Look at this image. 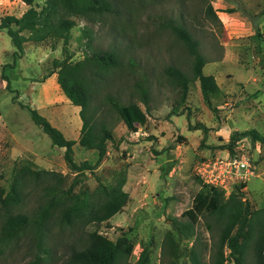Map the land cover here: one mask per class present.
Listing matches in <instances>:
<instances>
[{"label": "rangeland", "instance_id": "1", "mask_svg": "<svg viewBox=\"0 0 264 264\" xmlns=\"http://www.w3.org/2000/svg\"><path fill=\"white\" fill-rule=\"evenodd\" d=\"M111 1V12L75 17L66 47L62 39L54 41L50 37L43 42L26 41L23 54L16 61L11 38L5 28L0 30V186L5 193L9 191L23 165L36 171L66 174L60 187L69 186L75 172L64 162L63 149L51 144L20 104L39 108L51 102L48 110L53 123L67 112L71 115L63 104H58L64 94L57 80L45 82L56 71L53 60L67 54L75 62L97 51L112 50L121 65L108 70L106 83L101 85L104 87L91 92L90 104L97 108L96 118L112 131L114 142L107 141V153L101 163L94 171L80 173V182L73 190H93L99 183L110 185L124 177L123 190L129 200L108 221L89 224L83 230L99 231L111 240L125 233L133 245L129 261L135 262L146 250L148 264H172L173 248L167 242V233L171 232L178 264H191L192 252L210 264L220 233L213 217L199 215L192 227L193 235H184L174 224L187 222L182 212L192 206L199 190H207L197 175L199 162L222 151L220 146L229 140H220L222 136L215 133L217 124L223 119L238 121V112L244 116L252 110L253 117L264 124V0ZM45 3L35 0V7L39 10ZM208 4L213 13L208 12ZM28 7L21 0H0V21L5 15L21 16ZM170 19L186 27L198 41V49L207 61L202 71L211 106L204 99L198 79L187 83L183 95L181 86L166 73L168 67L174 66L187 77L193 75V56L166 25ZM142 88L148 92L146 104ZM14 96L16 100L12 99ZM107 97L120 105L137 103L148 113L147 121L137 124V131L128 130ZM221 105L222 109H218ZM198 124L207 129H195ZM260 126L257 130L263 132L264 127ZM71 135L79 138L77 131ZM238 142L255 165L256 175L264 168V149L255 151L246 142ZM95 157L94 151L75 144L77 163H94ZM57 178L36 180L28 176V195L14 211L33 220L44 203L39 198V188L56 184ZM248 184L249 199L257 209L263 208L264 192L259 180L251 178ZM234 192H239V187ZM28 228V233L5 242L0 234V264H67L70 251L79 243V231H60L54 226L43 242V250L36 245L35 227ZM56 232L60 235L55 236ZM224 250L228 255V249ZM229 262L228 259L225 263ZM244 263L256 264L251 249Z\"/></svg>", "mask_w": 264, "mask_h": 264}, {"label": "trees", "instance_id": "2", "mask_svg": "<svg viewBox=\"0 0 264 264\" xmlns=\"http://www.w3.org/2000/svg\"><path fill=\"white\" fill-rule=\"evenodd\" d=\"M21 1L29 6L21 16L5 15L0 21V30L6 29L15 46L14 61L22 56L23 44L26 41L43 42L50 37L54 41L62 39L66 47L70 39V29L75 25V17L85 18L89 13L100 14L112 11L111 0H45V5L39 10L35 7V0ZM207 10L213 13L210 4ZM261 15L264 19V14ZM166 25L193 56V75L187 77L174 66L168 67L166 73L174 83L181 86L183 95L186 94L187 83L198 79L204 99L211 106L206 94L208 88L206 79L202 71L207 61L198 49V41L182 24L170 19ZM54 41L51 43L53 48L55 47ZM53 64L56 68L57 83L62 92L73 105L80 106L79 117L82 125L78 140L66 138L34 107L20 105L29 111L32 121L50 138L51 144L63 149L64 162L71 171L75 172V176L69 186L63 189L60 184L66 174L45 170L36 171L27 165L20 166L9 191L5 193L3 187L0 186L1 241L5 242L28 233L30 230L28 225H30L35 227L37 247L45 250L43 242L48 239L52 227L55 226L60 231L67 228L73 232H80L79 243L70 251L67 264H148L149 257L146 250L140 253L135 262L129 261L133 245L127 240L125 233L111 240L99 231L85 232L83 230L89 224L108 221L124 208L129 200V194L123 190L124 177L110 185L99 183L93 190L88 188L73 190L74 186L80 182V173H84L85 170L94 171L101 163L107 153V141L114 142L112 131L106 127L103 120L96 118L97 108L90 104V94L92 91L99 90L101 85H105V74L112 67L118 68L121 61L114 51L102 50L75 62H72L66 54L63 59L53 60ZM6 87H9L8 80ZM142 95L144 104H146L148 95L146 89L142 88ZM12 99L16 100V97ZM107 99L116 109L119 118L128 130L137 131L136 124L143 125L146 122L148 113L137 103L120 105L109 97ZM188 125L191 127L190 123ZM194 127L202 131L207 129L203 124ZM244 137H247L253 144L255 142L264 144V132L261 133L251 128L232 132L228 142L222 144L220 148L233 155L237 142ZM76 143L79 147L96 153L94 163L89 160L81 163L75 161L74 145ZM116 144L115 146H118V143ZM28 176H33L36 180L46 176L58 177L56 184H44L39 188V198L44 203L33 220L26 214L14 211L28 195L25 190ZM205 186L207 190H199L193 197L192 206L182 212L181 215L188 218L187 222L181 225L174 224V227H178L181 233L185 232L184 235H193L192 227L198 216L210 215L214 223L220 227L216 251L210 264H226L228 259L230 261L228 264H245V255L250 249L256 264H264V207L255 210L250 208L241 190L245 183L236 186V188L239 187V192L233 191L228 197H224L223 192L218 188ZM56 235L60 234L56 232ZM167 236V242L173 248L172 264H178L171 232H168ZM224 248L228 249V255H225ZM190 261L191 264H209L203 262L195 252L191 253ZM181 264L187 263L184 261Z\"/></svg>", "mask_w": 264, "mask_h": 264}, {"label": "crops", "instance_id": "3", "mask_svg": "<svg viewBox=\"0 0 264 264\" xmlns=\"http://www.w3.org/2000/svg\"><path fill=\"white\" fill-rule=\"evenodd\" d=\"M14 48H15V46H14ZM12 55H13V53H12ZM50 80L52 82L55 81V80H57L56 71L53 72V73H51L49 76H47L45 78V82L46 81H50ZM49 103H51V102H45V103L41 104V106L39 108H35V109L39 113L41 112L40 114H42L43 116H45L50 121V123L53 126H55V127L57 126V128L60 131L62 130L63 132L62 131L61 132L64 134V136L66 135L65 136L66 138H68V139H74V140L77 141L78 138L77 137H74V135H71V133L77 131V133L80 134V128H81V125H82V121H81L80 117H78L79 116L80 106L73 105L65 95H62L61 100L58 101V104H63L62 107H65L67 111H70L71 112V115H73L74 117L71 116L67 112L59 120H57L56 123H53L52 120H51V113L48 110ZM225 104H227V103H225ZM222 107H223V105L219 106L218 109H222ZM251 112L248 113V114H244V116H241V111H240V112L237 113V115L240 116L238 121L229 122V120H224L223 119L221 123H218L217 126H216V128H215V133L222 136V138H220V140L223 139V142H226L228 140V138L230 137L232 131L233 132L234 131L240 132V131H243V130H246V129H251V128L257 130V126H260L261 125L259 123L261 121H257L253 117L254 114L251 113ZM247 122L252 123V126H248L247 125ZM240 124H243V127H241ZM244 125H247V126H244ZM260 127H264V124H262ZM137 130H138V128H137ZM239 141L246 142L247 145H249V146L251 145L254 148L255 151H260V148H263L264 149V144H261L259 142H255L253 144V143L250 142V140L247 137H244V138L240 139ZM220 152L226 153L228 151L227 150H222ZM251 178H255L256 180H259V188H261L260 189L261 192H264V168L261 169V171L259 173H257L256 175L252 176ZM248 181L245 183V186L242 188V191L244 193L245 199H247L249 201L250 208L252 206H254V207H252V210H255L257 208L255 207L254 202L249 199V195H248V193H249V184H248ZM254 188H258V186L257 185H254Z\"/></svg>", "mask_w": 264, "mask_h": 264}, {"label": "built area", "instance_id": "4", "mask_svg": "<svg viewBox=\"0 0 264 264\" xmlns=\"http://www.w3.org/2000/svg\"><path fill=\"white\" fill-rule=\"evenodd\" d=\"M238 143L233 155L229 152L221 155L219 152L198 164L197 175L202 183L220 189L225 197H228L236 186L246 183L249 177L255 174V165L244 145Z\"/></svg>", "mask_w": 264, "mask_h": 264}]
</instances>
